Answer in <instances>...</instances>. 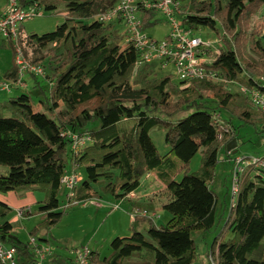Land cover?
I'll use <instances>...</instances> for the list:
<instances>
[{
	"label": "trees",
	"instance_id": "1",
	"mask_svg": "<svg viewBox=\"0 0 264 264\" xmlns=\"http://www.w3.org/2000/svg\"><path fill=\"white\" fill-rule=\"evenodd\" d=\"M16 1L22 7L38 3L44 12L56 11L60 5L66 9L64 22L52 32L24 35L20 29L27 57L45 70L48 67V72L44 78L28 75L41 108L33 109L32 96L25 92L0 102V166L7 167L0 174V193L44 190L37 214L43 215L48 228L61 219L67 204L73 205L62 185L63 176L83 168L86 177L74 190L75 201L102 196L94 190L100 185L107 196L119 201L115 208L127 201L134 221L150 222L145 232L113 239L109 256L91 250V264H193L196 241L206 239L216 224L218 198L213 184L220 153L224 151L229 161L238 154L232 150L235 154L230 155L227 149L233 140L239 144L241 124L234 120L264 135V112L241 91V86L264 91V40L249 38L254 58L240 52L243 18L257 17L264 0H187L181 15L184 26L195 31L215 29L219 20L231 37L225 33L224 47L209 50V66L221 78L179 83L172 74L156 76L162 71L156 65L135 70L122 46L119 23L97 17L117 0ZM156 14L143 15L144 28L159 24ZM16 77L14 65L7 80ZM159 124L166 128L169 152L164 156L150 136ZM72 135L87 140L76 149ZM200 152L199 169L190 171L192 159ZM150 173L169 193L161 203L171 215L164 225L151 219L153 202L131 196ZM243 179L233 203L229 187V216L221 236L207 250V264H211L209 257L217 264H264V170L253 168ZM61 191L67 201L62 207ZM8 213L0 204V243L16 248L19 264H38L35 245L13 233ZM38 240V247L49 250L43 264H73V252L79 248L66 246L69 254L54 253L45 244L47 238Z\"/></svg>",
	"mask_w": 264,
	"mask_h": 264
},
{
	"label": "rangeland",
	"instance_id": "2",
	"mask_svg": "<svg viewBox=\"0 0 264 264\" xmlns=\"http://www.w3.org/2000/svg\"><path fill=\"white\" fill-rule=\"evenodd\" d=\"M109 1L112 0H108V2ZM5 5L6 1L0 0V12L3 11ZM261 8L259 14L254 19L248 16L243 18V32L240 36V52L243 56L250 58L255 57L254 52H252L250 48L249 38L253 40L254 38L257 39L261 37L262 40H264V4ZM65 9V5H60L56 11H43L42 16H36L23 22L20 29H22L21 31L24 35H43L52 32L58 25L64 22ZM156 17L160 19L159 24H156L155 27L147 28L146 32L153 38L163 39L169 34L170 26L167 18L160 12L156 14ZM119 25L120 33L124 34V25ZM224 31L222 23L219 20H216L215 29L204 28L199 35L204 39L208 38L213 41L214 51L216 52L225 45L222 41V37L225 36L224 34L226 33H224ZM226 34L225 37H231L230 33ZM128 56L129 53H127L126 57ZM256 62L259 63L258 60ZM13 67V45L0 34V81L7 79V73ZM47 68L48 67H46V71L48 70ZM160 72L162 74H160ZM164 74H172L174 82H181L178 76L174 74L172 66H169L165 70L157 71L156 76H162ZM26 80L29 85L27 89L12 90L10 92L0 91V102L17 97L25 92L30 93L32 96L31 103L33 109L41 108V98L36 95L35 90L32 88L33 78L27 75ZM230 89L236 90L237 86H231ZM7 113L8 112H6V114ZM229 115L230 114L228 113L226 116ZM234 121L236 125L241 124L239 126L240 139L237 153L245 155H264V135L259 136L256 133L254 126L250 124L243 125L241 121L237 122V119ZM150 136L160 154L163 156L166 155L169 152V148L165 144L166 128L162 124L156 125L150 130ZM197 137L201 138L202 135H198ZM225 157V152L222 151L220 153V161L215 168V182L213 184V189L218 198L216 224L209 232L206 239H198L196 241V260L193 264H207V250L212 245L215 238H217L218 235L221 236L226 219L229 216L231 197L228 191L229 187H231L232 164L228 159H225ZM175 159L180 165V161L177 158ZM201 160L202 154L200 152L192 159L189 166L190 171H197L202 162ZM6 168L7 167L5 166H0V174L3 173ZM76 174L80 179L86 177L83 168H78ZM148 177H144L142 180L141 186L136 191L137 196L135 198L141 202H153L155 209L152 211L151 219L157 225H164L170 220L171 215L162 209L161 203L169 198V193L164 183H161L157 178L156 181L154 180L155 173L148 174ZM180 178L181 175L179 174L178 179ZM94 190L101 192L102 196L97 195V197L77 203L76 205L67 206V208L63 210L61 219L48 228L43 225V215L40 213L37 214L40 202L45 199L44 190H32L24 193H18L15 191L1 192L0 204L9 209L6 219L12 223L13 233L23 242H28L33 237L37 240L40 237L47 238L49 242L45 244L54 253L69 254L66 246L73 247L72 250L76 249L75 247L81 248L87 246L91 250L98 251L101 257H106L112 252L111 242L113 239L116 237L130 236L133 231L145 232L149 228L150 222L138 220L133 224L130 222V210L127 201L120 203L121 206L115 208V205L119 201L107 196V194L102 191L100 185H95ZM150 194H152V197L149 196L148 198L147 195ZM59 201L61 207L67 202L64 191H61ZM99 202L103 204L102 207L96 206L99 205ZM19 208H30L35 215H25L23 218H19L17 217V210ZM143 215L147 216L146 213H143ZM147 218L150 219L149 216ZM228 235V233L225 235L223 234L224 238H227ZM208 259L211 264H217L215 258H212L211 260V257H209Z\"/></svg>",
	"mask_w": 264,
	"mask_h": 264
},
{
	"label": "built area",
	"instance_id": "3",
	"mask_svg": "<svg viewBox=\"0 0 264 264\" xmlns=\"http://www.w3.org/2000/svg\"><path fill=\"white\" fill-rule=\"evenodd\" d=\"M6 5L0 18V34L9 40L14 50V65L17 69V77L13 80L0 81V91L10 92L14 89H27V75L36 78H44L46 70L43 65L32 62L26 55L20 41L21 24L36 16L43 15V9L38 3L27 7L19 6L16 0H5ZM187 0H117V2L106 11L97 15L100 21L105 23L118 22L125 27L123 48L130 54L131 62L135 70L144 64L156 65L161 70L173 67V72L180 80H200L221 78L218 73L212 71L209 66L211 56L209 50L213 41L204 39L199 33L183 25L181 15L183 6ZM160 12L169 23L170 32L163 39L151 37L144 28L143 15L148 12ZM241 91L249 95L253 104L264 112V91L241 86ZM75 140L74 148H79L87 139L78 138L72 135ZM234 155L232 150L228 152ZM232 163V203L236 200L243 178L253 168L264 170V156H244L235 154L231 159ZM76 173L63 176L61 182L67 190V199L74 205L75 188L80 183ZM72 201V202H71ZM70 206V204H67ZM102 207L103 204L99 202ZM31 213L30 208H19L17 217L23 218ZM30 242L36 247V254L39 257L38 264H43L49 253L46 247H38L36 238ZM16 248L0 243L1 264H19L16 260ZM75 259L73 264H91V249L87 246L76 249L73 252Z\"/></svg>",
	"mask_w": 264,
	"mask_h": 264
},
{
	"label": "crops",
	"instance_id": "4",
	"mask_svg": "<svg viewBox=\"0 0 264 264\" xmlns=\"http://www.w3.org/2000/svg\"><path fill=\"white\" fill-rule=\"evenodd\" d=\"M1 12H3V11H1ZM154 180L156 181V179H154ZM155 183H156V182H155ZM137 190H138V189H137ZM137 190H136V191H137ZM136 191L133 193L134 196H133V194L131 195L134 199H137V198H135V197L137 196ZM153 193H154V192H153ZM153 193H152V194H153ZM152 194L147 195V197H148V198H149V196L152 197V196H151ZM130 222H132L133 224L136 222V221H134V215L131 214V213H130Z\"/></svg>",
	"mask_w": 264,
	"mask_h": 264
},
{
	"label": "water",
	"instance_id": "5",
	"mask_svg": "<svg viewBox=\"0 0 264 264\" xmlns=\"http://www.w3.org/2000/svg\"><path fill=\"white\" fill-rule=\"evenodd\" d=\"M228 150H233L234 152H237V141L233 140L229 145H228Z\"/></svg>",
	"mask_w": 264,
	"mask_h": 264
}]
</instances>
